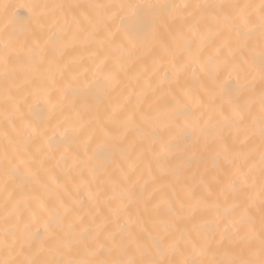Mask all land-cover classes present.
Returning a JSON list of instances; mask_svg holds the SVG:
<instances>
[{
	"label": "snow or ice",
	"instance_id": "snow-or-ice-1",
	"mask_svg": "<svg viewBox=\"0 0 264 264\" xmlns=\"http://www.w3.org/2000/svg\"><path fill=\"white\" fill-rule=\"evenodd\" d=\"M0 264H264V0H0Z\"/></svg>",
	"mask_w": 264,
	"mask_h": 264
},
{
	"label": "bare ground",
	"instance_id": "bare-ground-1",
	"mask_svg": "<svg viewBox=\"0 0 264 264\" xmlns=\"http://www.w3.org/2000/svg\"><path fill=\"white\" fill-rule=\"evenodd\" d=\"M12 2H23V0H12ZM21 15H24V13L21 12Z\"/></svg>",
	"mask_w": 264,
	"mask_h": 264
}]
</instances>
